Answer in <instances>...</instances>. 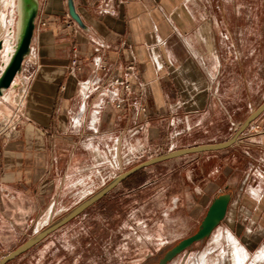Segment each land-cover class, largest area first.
Returning a JSON list of instances; mask_svg holds the SVG:
<instances>
[{"label": "crops", "instance_id": "1", "mask_svg": "<svg viewBox=\"0 0 264 264\" xmlns=\"http://www.w3.org/2000/svg\"><path fill=\"white\" fill-rule=\"evenodd\" d=\"M73 2L82 23L66 28L68 0H39L37 18L47 25L35 30L22 72L0 97V126L10 125L0 134V244L12 230L73 209L76 181L106 173L108 156L118 169L169 135L184 145L170 143L162 155L223 143L235 134L218 142L209 131L233 130L236 113L247 114L245 122L255 111L250 67L237 88L228 72L229 37L220 30L219 0ZM2 58L0 75L9 61L4 50ZM127 78L132 94L117 89L126 98L118 110L108 90L115 79ZM102 103L96 118L93 111ZM134 103L146 108L145 121ZM193 155L188 167L201 173L200 180L203 173L211 179L201 180L196 193L208 195L207 201L225 180L231 202L223 223L249 264H264V113L234 146Z\"/></svg>", "mask_w": 264, "mask_h": 264}, {"label": "rangeland", "instance_id": "2", "mask_svg": "<svg viewBox=\"0 0 264 264\" xmlns=\"http://www.w3.org/2000/svg\"><path fill=\"white\" fill-rule=\"evenodd\" d=\"M218 9L220 30L227 31L229 37L231 62L228 72L235 75L234 84L237 88L243 85L240 75H248L250 67L251 103L253 110H257L264 102V0H219ZM17 18L16 0H0V42L6 41L7 44L4 51L6 61L8 52L14 46ZM246 58H249L247 63ZM2 61L3 58L0 59ZM8 116L9 113H6V118ZM139 116L140 120L143 117L145 121L146 114L140 113ZM246 117L247 114L236 113L233 130L220 127L209 131V135H217L218 142L230 138L240 129ZM173 136L169 135L168 141L165 138L164 144L161 140L150 142L138 159L127 164L122 161V167L118 169L108 156L106 173H88L84 179L76 181V200L71 204L73 209L119 175L158 154L162 155L170 148V143L178 147L184 145L181 137L173 139ZM194 158L195 155L185 156L145 169L8 264H158L181 240L198 231L216 196L228 193L224 189L223 178L219 181L222 190L209 196V200L206 201L208 195L196 193L201 180L204 185L211 179L210 173H203V179L200 180L201 173H194L193 167H188L190 164L187 161ZM185 169L193 173H185ZM241 175L238 173L234 176L240 179ZM73 209L46 217L40 225L32 226L29 223L25 230L6 233V241L0 244V261ZM240 248L243 249V246L229 233L227 225L222 223L210 238L194 244L168 264H238L239 255L242 254ZM249 259L252 260L250 255Z\"/></svg>", "mask_w": 264, "mask_h": 264}, {"label": "water", "instance_id": "3", "mask_svg": "<svg viewBox=\"0 0 264 264\" xmlns=\"http://www.w3.org/2000/svg\"><path fill=\"white\" fill-rule=\"evenodd\" d=\"M69 14L77 23L81 25V19L76 12L73 0H68ZM39 0H17V21L18 25L16 27L18 33L15 43V48L10 56V60L5 65L1 75H0V97L4 95V92L9 90L14 86V80L18 74L23 70V65L27 57L31 54L32 43L35 34L36 20L39 14ZM3 49V42H0V52ZM264 113V102L262 105L255 110L248 119L242 124L240 129L235 133V135L228 141L213 144V145H202L187 149H181L178 151L170 152L158 157H154L148 161H145L127 172L116 177L110 184L99 191L94 196L90 197L88 200L84 201L73 209L65 217L51 225L49 228L38 234L37 236L31 238L22 246L9 253L7 256L3 257L0 264H8L18 257L23 256L28 251H30L35 246L39 245L45 241L50 235L63 228L81 214H83L90 207L101 201L110 192L115 190L119 185H121L126 179L134 175L135 173L152 167L156 164L164 163L167 161L179 159L188 155L220 151L234 146L240 139L247 129L253 124L262 114ZM231 202V195L229 193L222 194L216 197L208 208L207 214L204 217L198 231L181 240L177 245H175L171 250H169L165 256L160 260L158 264H168L176 257L184 253L194 244L203 242L204 240L210 238L214 231L223 223L227 216L228 208Z\"/></svg>", "mask_w": 264, "mask_h": 264}, {"label": "built area", "instance_id": "4", "mask_svg": "<svg viewBox=\"0 0 264 264\" xmlns=\"http://www.w3.org/2000/svg\"><path fill=\"white\" fill-rule=\"evenodd\" d=\"M74 23V20L73 18L70 16V14L67 15L65 21H64V26L66 28H70L72 27ZM46 22L42 19V20H36V29H38L39 27H46ZM75 64H77V62H75ZM103 70H105L106 68L105 67H102ZM78 70H80L78 68ZM128 74L130 75H134L135 74V68L133 66H129L128 67ZM111 87L113 88H110L108 90V94H109V97H108V101L109 102H112L114 103L115 105V108L120 110L123 108L124 106V103L126 102V98L125 97H121L120 95V92L117 91V89L119 87H121L124 91V93L126 95H131L132 94V88H133V83L132 81L130 80V78H127L126 80H121V79H115L113 82H112V85ZM136 102V100H135ZM104 103L100 104L98 106V108H96L94 111H93V116H95L96 118L101 114L102 112V108L104 107ZM133 110L134 111H138L140 113H144L146 112V108L145 107H140V108H137L136 107V104L134 103V106H133ZM10 129V125L6 123V125H1L0 126V134H5L9 131ZM262 175L264 176V169L262 170Z\"/></svg>", "mask_w": 264, "mask_h": 264}, {"label": "bare ground", "instance_id": "5", "mask_svg": "<svg viewBox=\"0 0 264 264\" xmlns=\"http://www.w3.org/2000/svg\"><path fill=\"white\" fill-rule=\"evenodd\" d=\"M16 4H17V0H16ZM17 25H18V21H17ZM17 33H18V31H17V29H16V32H15V36H14V46H13V49H10V51L8 52V59L10 60V56H11V54L13 53V51H14V48H15V43H16V38H17ZM6 46H7V44H6V41H3V49L1 50V52L4 50L5 51V49H6ZM0 52V53H1ZM19 75V74H18ZM17 75V76H18ZM17 76H16V78H17ZM16 78H15V80H16ZM15 80H14V82H15ZM241 249V248H240ZM241 255H239V260H238V264H245V263H247L246 261H248L247 260V255H246V252H245V250L244 249H241ZM203 259H205V258H203ZM254 262V261H253ZM232 263V262H231ZM255 263V262H254Z\"/></svg>", "mask_w": 264, "mask_h": 264}, {"label": "trees", "instance_id": "6", "mask_svg": "<svg viewBox=\"0 0 264 264\" xmlns=\"http://www.w3.org/2000/svg\"><path fill=\"white\" fill-rule=\"evenodd\" d=\"M143 171H144V170H141V171L135 173L134 175H132L131 177H129L128 179H126V180L124 181V183L127 184L128 181L132 180L133 178H135L137 175H139V174L142 173Z\"/></svg>", "mask_w": 264, "mask_h": 264}]
</instances>
